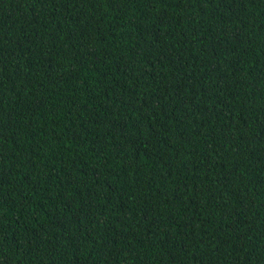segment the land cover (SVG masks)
I'll return each mask as SVG.
<instances>
[{
	"label": "trees",
	"instance_id": "16d2710c",
	"mask_svg": "<svg viewBox=\"0 0 264 264\" xmlns=\"http://www.w3.org/2000/svg\"><path fill=\"white\" fill-rule=\"evenodd\" d=\"M0 264H264V0H0Z\"/></svg>",
	"mask_w": 264,
	"mask_h": 264
}]
</instances>
